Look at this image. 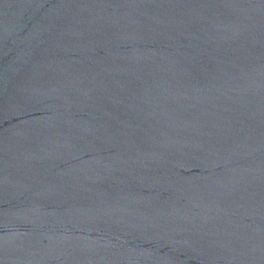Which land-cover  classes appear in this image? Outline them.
I'll list each match as a JSON object with an SVG mask.
<instances>
[{
  "label": "water",
  "instance_id": "1",
  "mask_svg": "<svg viewBox=\"0 0 264 264\" xmlns=\"http://www.w3.org/2000/svg\"><path fill=\"white\" fill-rule=\"evenodd\" d=\"M0 264H264V0H0Z\"/></svg>",
  "mask_w": 264,
  "mask_h": 264
}]
</instances>
